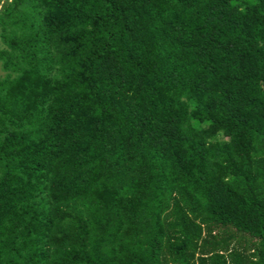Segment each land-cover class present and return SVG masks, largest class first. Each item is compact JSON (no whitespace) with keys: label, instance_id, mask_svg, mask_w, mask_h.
Returning <instances> with one entry per match:
<instances>
[{"label":"trees","instance_id":"1","mask_svg":"<svg viewBox=\"0 0 264 264\" xmlns=\"http://www.w3.org/2000/svg\"><path fill=\"white\" fill-rule=\"evenodd\" d=\"M0 40V264H264V0H7Z\"/></svg>","mask_w":264,"mask_h":264},{"label":"rangeland","instance_id":"2","mask_svg":"<svg viewBox=\"0 0 264 264\" xmlns=\"http://www.w3.org/2000/svg\"><path fill=\"white\" fill-rule=\"evenodd\" d=\"M7 2V0H0V4H3V3H6ZM4 46H3V44H2V42H1V40H0V49H2ZM4 75V73H3V71L1 70V67H0V76H3Z\"/></svg>","mask_w":264,"mask_h":264}]
</instances>
